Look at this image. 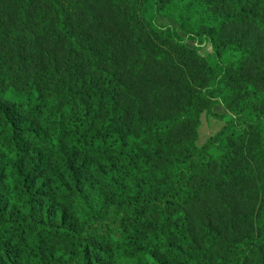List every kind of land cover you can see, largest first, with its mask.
Instances as JSON below:
<instances>
[{
  "label": "rangeland",
  "instance_id": "rangeland-1",
  "mask_svg": "<svg viewBox=\"0 0 264 264\" xmlns=\"http://www.w3.org/2000/svg\"><path fill=\"white\" fill-rule=\"evenodd\" d=\"M143 7L0 0V100L24 102L60 144L94 122L99 136L115 117L121 137L110 141L126 198L172 234L182 218L186 239L211 219L225 238L220 264H264V0H163L154 22ZM189 33L220 44L219 99L208 87L210 43ZM55 117L76 134H61ZM238 242L248 261L236 258Z\"/></svg>",
  "mask_w": 264,
  "mask_h": 264
},
{
  "label": "trees",
  "instance_id": "trees-1",
  "mask_svg": "<svg viewBox=\"0 0 264 264\" xmlns=\"http://www.w3.org/2000/svg\"><path fill=\"white\" fill-rule=\"evenodd\" d=\"M162 8L163 0H144L143 18L158 20ZM189 35L210 43L208 87L219 99L226 71L220 44L210 34ZM20 97L29 101L25 93ZM19 104L0 100V166L5 167L0 168V264H220L214 254L225 238L211 219L202 234L186 239L182 218H177L172 234L158 218L149 217L145 203L124 196L127 188L117 173L110 141L121 137L115 117L99 136L93 132L94 122L89 128L84 125L81 136L60 144L45 122L41 124L24 102ZM258 117L264 125V117ZM56 126L63 135L76 134L63 130V117L56 118ZM175 202L178 197L170 201ZM244 244L238 242L236 248ZM236 258L248 261L249 254L238 251Z\"/></svg>",
  "mask_w": 264,
  "mask_h": 264
}]
</instances>
